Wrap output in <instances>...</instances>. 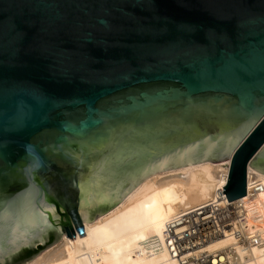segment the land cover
Masks as SVG:
<instances>
[{
    "label": "water",
    "instance_id": "1",
    "mask_svg": "<svg viewBox=\"0 0 264 264\" xmlns=\"http://www.w3.org/2000/svg\"><path fill=\"white\" fill-rule=\"evenodd\" d=\"M227 159L230 202L264 176V0H0V264Z\"/></svg>",
    "mask_w": 264,
    "mask_h": 264
},
{
    "label": "bare ground",
    "instance_id": "2",
    "mask_svg": "<svg viewBox=\"0 0 264 264\" xmlns=\"http://www.w3.org/2000/svg\"><path fill=\"white\" fill-rule=\"evenodd\" d=\"M228 159L152 173L25 264H264V176L246 166L245 195L227 202Z\"/></svg>",
    "mask_w": 264,
    "mask_h": 264
},
{
    "label": "rangeland",
    "instance_id": "3",
    "mask_svg": "<svg viewBox=\"0 0 264 264\" xmlns=\"http://www.w3.org/2000/svg\"><path fill=\"white\" fill-rule=\"evenodd\" d=\"M224 163L226 164L227 161H226V162H223V164H224ZM259 216H260V215H255V218H256V220H257L256 222H258V217H259ZM63 235H65V234H61V235H60V240H58V241H56V242H54V243H52V244L46 246L45 248L41 249L39 252H37V253L34 254L33 256L24 259V260H23L22 262H20L19 264H25V263H27L28 261H30V260H32V259H35L36 257L42 255L43 253H45V252H47V251H49V250H52V249L56 248V247L60 244V242H61V237H62Z\"/></svg>",
    "mask_w": 264,
    "mask_h": 264
},
{
    "label": "built area",
    "instance_id": "4",
    "mask_svg": "<svg viewBox=\"0 0 264 264\" xmlns=\"http://www.w3.org/2000/svg\"><path fill=\"white\" fill-rule=\"evenodd\" d=\"M258 188H260V187H258ZM186 234V233H185ZM185 234H182L181 236H177L176 238H181V237H183Z\"/></svg>",
    "mask_w": 264,
    "mask_h": 264
}]
</instances>
